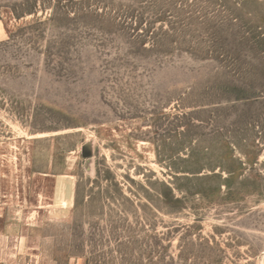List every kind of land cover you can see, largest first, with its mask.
<instances>
[{
    "label": "rangeland",
    "instance_id": "obj_1",
    "mask_svg": "<svg viewBox=\"0 0 264 264\" xmlns=\"http://www.w3.org/2000/svg\"><path fill=\"white\" fill-rule=\"evenodd\" d=\"M0 264H264V0H0Z\"/></svg>",
    "mask_w": 264,
    "mask_h": 264
},
{
    "label": "water",
    "instance_id": "obj_2",
    "mask_svg": "<svg viewBox=\"0 0 264 264\" xmlns=\"http://www.w3.org/2000/svg\"><path fill=\"white\" fill-rule=\"evenodd\" d=\"M84 151H85V152H89L88 147H85Z\"/></svg>",
    "mask_w": 264,
    "mask_h": 264
}]
</instances>
